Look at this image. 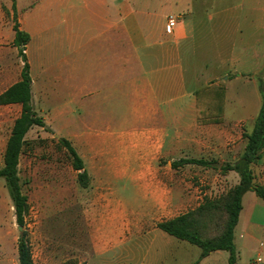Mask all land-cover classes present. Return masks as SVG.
Returning a JSON list of instances; mask_svg holds the SVG:
<instances>
[{"label": "crops", "instance_id": "1", "mask_svg": "<svg viewBox=\"0 0 264 264\" xmlns=\"http://www.w3.org/2000/svg\"><path fill=\"white\" fill-rule=\"evenodd\" d=\"M171 15L178 18L174 28L168 26ZM16 24L30 36L24 54L31 103L46 127L59 117L69 134L62 139L73 147L78 140L120 151H96L95 159L130 156L100 170L131 172V186L143 189L147 197L155 184L151 167L159 159L172 158L167 170L179 171L191 165L172 164L188 151L198 157L183 159L214 156L221 159L213 163L222 167L225 160L236 159L233 145L242 138V126L251 124L252 132L261 112L257 77L264 73V0H0V96L22 80L25 63L15 46ZM236 82L254 98L251 102L245 95L239 108H232L228 93ZM218 86L223 89L222 117L199 125L198 110L206 118L212 107L206 99V112L199 108L197 93ZM48 88L65 97L48 105ZM106 108L112 109L110 116ZM0 109L6 117L15 110L16 120L22 113L19 104ZM7 143L0 141V170ZM77 153L89 175L84 156ZM256 162L251 165L254 181L264 187V149ZM7 190L0 178V194ZM110 212L103 218L113 227L118 218ZM118 230H102L94 254L131 243V232L123 239ZM159 230L166 247H181ZM234 244L237 264H264V201L254 192L242 198ZM229 258V252L216 251L200 264H229Z\"/></svg>", "mask_w": 264, "mask_h": 264}, {"label": "rangeland", "instance_id": "2", "mask_svg": "<svg viewBox=\"0 0 264 264\" xmlns=\"http://www.w3.org/2000/svg\"><path fill=\"white\" fill-rule=\"evenodd\" d=\"M24 53L27 54V49ZM257 79L262 90L264 73ZM244 87L240 82L231 84L228 101L232 108H239L240 99L245 95L253 101V94ZM216 88L207 87L198 92L199 108L202 107L203 111L206 112L207 99L214 108L211 111L215 113V107L223 95V89L219 90L220 86ZM46 91L45 102L48 105H52L53 100L61 101L65 97L63 92L55 93L49 88ZM104 110L109 116L112 114L111 108ZM6 115L0 109L1 142L8 141L19 114L12 110L10 116ZM53 125L33 127L29 131L19 165L22 193L29 205V211L24 215L23 229L31 245L34 264H67L71 261L79 264H191L198 259L200 250L197 247L159 230L165 239H171L174 244L181 246L166 247L165 240L157 236V225L196 210L207 199L225 195L240 184L241 177L237 172H223L220 163H213L219 162L221 158L214 156L206 159L214 164L213 169L191 165L179 171L167 170V162L172 158L165 156L159 159L155 167H151L150 176L155 184L147 197L143 189L131 186V172L100 170L101 165H112L120 158L109 156L98 160L93 157L96 151L118 153L119 150L112 146L97 148L88 142L75 140L72 143L84 156L89 169V185L83 188L79 184L71 156L60 143V139L69 136L64 132L63 119L57 117ZM252 128L249 123L242 126V138L233 145L236 159L225 160L221 164L235 165L240 160L247 143L244 134L251 132ZM187 152L186 156H176L175 160L198 157L196 153ZM121 159L129 160L131 157ZM1 162L0 154V166ZM253 170L255 173V168ZM258 174L262 176L263 173ZM2 182L5 184L4 179ZM3 190L5 194V188ZM4 194H0V264H19L17 249L22 233L9 191ZM110 211L118 218L113 227L103 218ZM114 228L122 232L123 239L129 237L131 232V243L120 245L119 249L111 252L94 254L100 232H109Z\"/></svg>", "mask_w": 264, "mask_h": 264}, {"label": "trees", "instance_id": "3", "mask_svg": "<svg viewBox=\"0 0 264 264\" xmlns=\"http://www.w3.org/2000/svg\"><path fill=\"white\" fill-rule=\"evenodd\" d=\"M15 3V0H12ZM15 46L19 48L21 58L25 65L22 80L0 96V106L19 104L22 106L21 116L14 122L11 135L8 139L4 155V167L0 170V178L5 180L7 189L13 201L16 218L19 227L24 228V215L29 211L27 197L22 193L19 177V165L26 136L33 127L46 128L43 120L37 115L32 106V90L30 67L27 63L24 51L30 41V36L15 26ZM220 95L219 92H215ZM263 105L254 129L250 134H245L247 143L240 160L235 164H225L221 167L223 172L235 171L240 177V184L225 195L215 199H207L196 210L182 214L172 220L161 222L157 228L171 237L185 241L201 249L200 257L192 264L200 262L216 251L230 253L229 264H237V251L234 244V231L239 222L242 211V198L247 192H254L257 197L264 201V187L255 183L254 172L251 165L261 156L264 149V81L262 83ZM198 94V93H197ZM222 97V95H221ZM223 105L215 107V113L208 109L209 116L204 118L198 110L199 125L219 122L223 114ZM216 119V120H215ZM62 146L68 151L73 160V168L78 172V181L83 188L89 185V175L85 170L83 160L74 149L72 144L60 139ZM184 165H198L212 167L211 162L196 159H181L172 164L173 168ZM19 264H34L31 245L25 231L22 232L18 241ZM67 264H79L71 261Z\"/></svg>", "mask_w": 264, "mask_h": 264}, {"label": "built area", "instance_id": "4", "mask_svg": "<svg viewBox=\"0 0 264 264\" xmlns=\"http://www.w3.org/2000/svg\"><path fill=\"white\" fill-rule=\"evenodd\" d=\"M178 18L175 15H171L168 17V26L169 28H174L177 24Z\"/></svg>", "mask_w": 264, "mask_h": 264}, {"label": "water", "instance_id": "5", "mask_svg": "<svg viewBox=\"0 0 264 264\" xmlns=\"http://www.w3.org/2000/svg\"><path fill=\"white\" fill-rule=\"evenodd\" d=\"M19 231L22 233L24 231L23 227H19Z\"/></svg>", "mask_w": 264, "mask_h": 264}]
</instances>
